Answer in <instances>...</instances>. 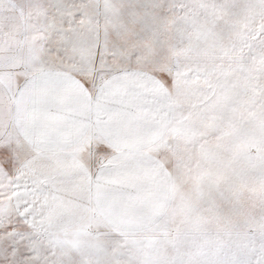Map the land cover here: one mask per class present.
<instances>
[{
    "label": "snow or ice",
    "instance_id": "1",
    "mask_svg": "<svg viewBox=\"0 0 264 264\" xmlns=\"http://www.w3.org/2000/svg\"><path fill=\"white\" fill-rule=\"evenodd\" d=\"M0 264H264V0H0Z\"/></svg>",
    "mask_w": 264,
    "mask_h": 264
}]
</instances>
